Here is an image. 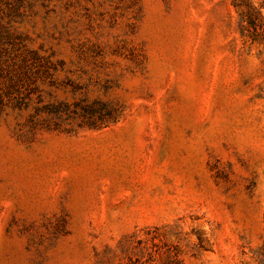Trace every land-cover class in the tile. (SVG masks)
<instances>
[{
	"label": "rangeland",
	"instance_id": "374dc122",
	"mask_svg": "<svg viewBox=\"0 0 264 264\" xmlns=\"http://www.w3.org/2000/svg\"><path fill=\"white\" fill-rule=\"evenodd\" d=\"M0 264H264V0H0Z\"/></svg>",
	"mask_w": 264,
	"mask_h": 264
},
{
	"label": "trees",
	"instance_id": "16d2710c",
	"mask_svg": "<svg viewBox=\"0 0 264 264\" xmlns=\"http://www.w3.org/2000/svg\"><path fill=\"white\" fill-rule=\"evenodd\" d=\"M256 19H257V18L254 17L253 14H251L250 11H249V14H248V24H249L250 26L255 27V21H256ZM254 35L256 36V33H255Z\"/></svg>",
	"mask_w": 264,
	"mask_h": 264
}]
</instances>
